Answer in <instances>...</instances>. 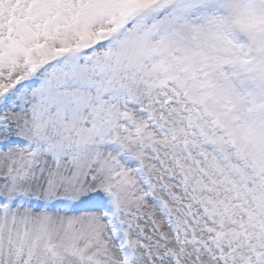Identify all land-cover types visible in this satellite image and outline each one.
Returning a JSON list of instances; mask_svg holds the SVG:
<instances>
[{
	"label": "snow or ice",
	"instance_id": "6c2138e0",
	"mask_svg": "<svg viewBox=\"0 0 264 264\" xmlns=\"http://www.w3.org/2000/svg\"><path fill=\"white\" fill-rule=\"evenodd\" d=\"M0 264H264V0H0Z\"/></svg>",
	"mask_w": 264,
	"mask_h": 264
}]
</instances>
